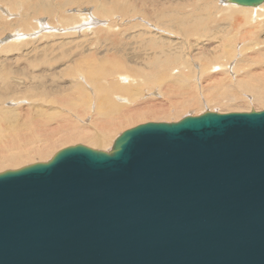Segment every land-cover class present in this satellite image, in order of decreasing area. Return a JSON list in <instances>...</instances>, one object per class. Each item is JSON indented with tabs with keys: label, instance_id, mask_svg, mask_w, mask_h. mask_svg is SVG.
<instances>
[{
	"label": "water",
	"instance_id": "95a60500",
	"mask_svg": "<svg viewBox=\"0 0 264 264\" xmlns=\"http://www.w3.org/2000/svg\"><path fill=\"white\" fill-rule=\"evenodd\" d=\"M0 264H264V110L144 123L109 152L0 172Z\"/></svg>",
	"mask_w": 264,
	"mask_h": 264
},
{
	"label": "bare ground",
	"instance_id": "6f19581e",
	"mask_svg": "<svg viewBox=\"0 0 264 264\" xmlns=\"http://www.w3.org/2000/svg\"><path fill=\"white\" fill-rule=\"evenodd\" d=\"M10 1L0 0V3L20 8L18 4H9ZM138 1H141L144 7L148 6V0H21L20 4L23 9L17 10L18 19L10 22L0 19V36L13 26L28 25L31 18L39 15L49 17V22H52L58 12L59 16L62 15L60 18L57 17L61 21H59L60 24L71 25L77 18L73 14L67 16L62 12L67 8L85 4L92 5L93 10L101 16L111 17L117 11H121L126 15L137 13L147 19L141 10L136 11L132 7ZM218 1L159 0L155 2L156 8L163 5L184 4L185 7L173 6L175 12L165 13L160 18L162 22L165 20L164 24L174 25L167 28L178 30L179 33L185 26H189L194 32L193 36L197 37L193 42L190 36L186 38L182 35L180 38L178 33L180 38L178 40L175 36L172 37L169 34L172 32H167L166 29H160L165 34H158L155 33L156 28L153 29L154 31H148L142 26L135 25L139 30L136 27L133 35L131 29H126L123 38L117 37L118 41H133L132 44L129 43L127 49L112 39H101L102 41L93 39L96 46L103 42L99 48L105 47L106 52L122 55L119 57L105 54L102 58L96 59L94 52L91 51V47L95 46L92 39L90 41L84 39L78 43L76 38H63L61 42L63 50L61 55L55 58L66 54L70 55L71 59L67 64L62 63L59 71H43L41 73L48 74L37 78V74L29 70L23 73V68L12 70L6 66H0V149L15 139L31 142L36 147L32 152H23L16 156L11 154L0 156V169L15 166L23 159L34 161L46 158L61 145L58 140L63 143L80 140L92 146L104 147L111 138L108 134L114 133L123 123L128 126L132 121L165 117L169 116L170 112L177 114L189 108L197 109L202 101L228 108L233 107L244 93L247 95V92L251 94L255 105L263 107L264 19L262 17L264 18V3L250 8L220 0V4L229 6L213 7ZM189 3L194 5L193 10L185 11ZM249 9H255L253 10L255 12L251 14ZM1 11L8 14L6 10ZM202 11L211 12L202 14ZM196 12L201 16H198ZM258 12L262 14L259 15ZM214 18L218 19L215 23ZM232 24L235 25L233 27H236V32L230 30L229 27ZM159 25L161 24L155 26ZM220 33L221 36H217ZM207 39H212V41L205 44L202 40ZM47 45L51 47L50 42ZM16 46V49H12V45L6 51L14 50L23 53L22 57L29 61L26 62L27 65L35 64L38 60H49L44 53L30 56V52L34 50L25 49L28 46L22 44ZM137 46L139 53L134 52ZM6 51L0 50V54ZM144 56H147L145 61H150L149 65L140 63L141 59L144 60ZM5 60L12 62V59L6 56ZM124 60L131 65H136L139 69L144 66L147 72L138 74V70L130 69L125 65ZM25 68L27 69L26 66ZM208 70L210 73L207 72ZM77 71L83 76L77 77ZM125 72L140 78L141 84L161 87L158 91L168 101L169 108L173 109L170 101L173 104L180 102V105L170 111L154 107L150 100L144 101L146 103L138 105L140 107L135 109H133L134 106L132 108L130 106L131 109H129L128 105L125 106L123 103L116 104L113 101L114 94H128L133 99V95L138 97L139 92L143 90L139 89L140 85L137 91L131 90L135 81L129 89H126L125 85L126 88L121 86L118 80L122 83L127 82ZM210 78L213 80H207ZM133 80L134 78L130 81ZM200 81H209V84L201 87ZM20 98H24L23 102L31 108L20 110V108L4 107L7 103L20 101ZM87 115L90 116L88 124L82 122ZM125 116L127 117L124 119ZM40 134L46 138L44 145L39 144Z\"/></svg>",
	"mask_w": 264,
	"mask_h": 264
},
{
	"label": "rangeland",
	"instance_id": "374dc122",
	"mask_svg": "<svg viewBox=\"0 0 264 264\" xmlns=\"http://www.w3.org/2000/svg\"><path fill=\"white\" fill-rule=\"evenodd\" d=\"M18 1H20V2L18 3ZM120 1H123V0H120ZM156 1H159V0H148V2H147L148 6L147 7L142 6L141 1H138L132 5V7H134L136 11L141 10L146 15L147 19H144L143 16H141L137 13H135V14H128L127 13V15H126L125 12H121V11H117V13H115L111 17L101 16L97 13V11L95 12V10H93L92 5H87V4H85L84 6H76V7L67 8L65 11L62 12L67 16H70L73 14L77 18V20H75V22H73V24L68 25V26H64V25L60 24L61 21L58 20V18H60L62 15L59 16V14H60L59 12L57 13L56 16L53 17L54 20L52 22H49V20H48L49 17H47V16L39 15L38 17L36 16L35 18H31L29 20L28 25L23 26V27L22 26H13L10 30H5L3 32V34L0 36V50L6 51L8 48H11L12 45H13L12 49H16L17 48L16 45L22 44V45L28 46L25 48L28 51H30V49L34 50V51H31L32 53L30 52V56H32V55L34 56L37 54L39 55V54L44 53V56H46L49 60L48 61L38 60L35 64H30V65L28 64L27 65L26 62H29V61H27L25 57H22L23 53L11 50V51H6V53H4V54H0V62L3 61V63H0V66H6L7 68H11L12 70H15L17 68H19V69L23 68L22 69L23 73H26L27 70H29L30 72L37 74V78L39 76L48 74V73H41L43 71H48V72L59 71V69L61 68L60 67L61 64L62 63L67 64V62L70 61V59H71V56L66 55V54H62V56L55 58V56L61 55V52L63 50V47L61 46V42H62L63 38H74V39L76 38L78 43H81L84 39L87 41H90L92 39V43L95 46L91 47V51L94 52V58H96V59L102 58V56L105 54H108V56H111V57H115V56L119 57L122 55H117V54L114 55L115 53L106 52L104 50L105 47L99 48V46H101L103 44V42L98 44L99 46H96V43H95V41H93V39H99V40H101V39H112L113 41L118 43L121 47L127 49V48H129V45L133 43V41H127V40L118 41L117 37L123 38L124 37L123 33L125 32L126 29H131L132 35H133V33L136 31L135 29L137 27L135 25L142 26V27L146 28L148 31H151V30L154 31L153 29L156 28L155 33H158V34H165L160 29H164V30L166 29L167 32H172L169 34L172 37L175 36L178 40L182 37V35H184V37L186 36V38L190 36V39L193 42V40H195L197 37L193 36L194 32L189 26H185L183 28V31L181 33H179L178 30H175L172 28H167V27H171L174 25L164 24L163 22H165V20H163V22H162V20L160 18L161 15H163L165 13L175 12L174 11L175 6L177 8L178 6H184V4L179 3L178 5L174 4L172 6L163 5V6L156 8V4H155ZM219 1H218V3L214 4L213 7L216 6V7L222 8L225 6H229V5L220 4ZM12 3L18 4L17 6L20 8L17 9V8H15V6L13 8V5L6 6L7 4L0 3V19H5L4 21H6V22H10V21L18 19L19 12L17 10L23 9L22 4H20L21 0H11L9 2V4H12ZM232 5H235V4H232ZM193 6L194 5L192 3H189L188 7L185 8L184 10L185 11H191V10H193ZM232 7H234V6H232ZM1 10H6V12H8V14L3 13ZM253 10H255V9H249V12L250 13L255 12ZM202 12H203L202 14H204V13L211 12V11H202ZM196 13L198 16H201L198 14V12H196ZM257 14L261 15L262 13L258 12ZM79 16L80 17L83 16V18H80ZM118 17H119V19H118ZM130 18H131V20H129ZM200 19L202 20V18H200ZM227 19L229 20V18H227ZM262 19H264V18L262 17ZM47 20H48V22H47ZM216 21H218V19L214 18V23ZM16 23H18V22H16ZM159 23L161 25L155 26V25H158ZM214 23H213V25H214ZM162 25H164V27H162ZM243 25H244V20H243ZM132 26H134L133 29H132ZM233 26H235V25L232 24L229 28L232 32H236L235 31L236 27H233ZM227 27H228V24H227ZM110 29H112L113 31H109ZM137 30H139L138 27H137ZM189 30H190V32H189ZM178 33L180 34V38L178 37V35H179ZM97 35H98V37H97ZM217 36H221V33L218 34ZM202 41L205 44H209L212 41V39H207V40H202ZM49 42L51 43V47H49L47 45V43H49ZM105 45L107 46V44H105ZM47 47H48V49H47ZM136 48L137 49L134 50V52L139 53L140 50L138 49V46ZM5 56H6V58H9V59L11 58L12 62L6 61ZM146 58H147V56H144V60L141 59L142 61L140 63H142V64L146 63L149 65L150 61L149 60L145 61ZM194 61H195V58H194ZM124 62H125V65L128 66L130 69H133L134 71L138 70V74H142V73L147 72V69H145L144 66L140 67V69H139V67H137L136 65H131L128 61L124 60ZM24 66H26L27 69L26 68L24 69ZM207 72H209V70ZM77 73H76L77 77H81V75L83 76V74L81 72L77 71ZM79 73H80V75H79ZM151 73H153V71H151ZM124 76L127 78V82L122 83V82H120V80H118V82L120 83L121 86H123L124 88H126L125 86H127L126 89H129L132 87V84L135 81V84H133V87L136 86L135 87L136 89L132 87L131 90L137 91L139 85H140L139 89L140 90L143 89V90L139 92L138 97H135L133 95V99H131L128 94H119V93L114 94L116 96L113 95V101L116 104L120 105L123 103L125 106L128 105L127 107L129 109H131L133 106H134L133 109H135V108H139L141 106V104L146 103L144 101L150 100V102H152L154 107L156 106L157 108L160 107L163 109H168L170 111H172L173 109H175L176 107H178L180 105V102H176L173 104L170 101V104L172 105L173 109L169 108L168 101L165 99V97L163 95L160 94L161 92L158 91L159 90L158 88H161V87H158V85H146L143 83L141 84L140 78H138L136 76H131V75H129L128 72H125ZM202 76H204V75H202ZM133 78H134V80L130 81ZM112 79H114V78H112ZM34 80H36L37 82L39 81L38 79H34ZM48 80H49V77H48ZM207 80H213V79L210 78ZM136 82H138V83H136ZM207 84H209V81H203V82L200 81L201 87L202 86L205 87ZM148 87H153V88H148ZM146 89H147V91H146ZM141 92H143L142 93L143 95L141 94ZM246 94L247 95H245V93H244L242 95V98L239 99L238 102L235 105H233V107L222 108L223 106L221 107L218 104H213V103H208V102L202 101V103L199 105V108H197V109L196 108H189L186 111L179 112L177 114L170 112L169 116L167 115L165 117L160 116L159 118H149V119L147 118V119H144L141 121H132V122H129L128 126H126L127 124L123 123L120 126V128H118V130L115 131L116 133L114 132V133L108 134V136H111V138H110L109 143H107V145L104 147L92 146V145H89L88 143L82 142L80 140H76V141L73 140V141H70L67 143H63L61 140H58L61 143V145L59 147L55 148V150L50 154V156H48L44 159H40V160L36 159L34 161H30L28 159H23V160H20V162L18 164H16L15 166H12V167L7 166V167L0 169V172L5 171V170H16V169H19L23 166L30 165L33 163L46 162L57 151L65 148V147L74 146L77 144L84 145V146L89 147V148L94 149V150L109 152L112 149V145H113L114 140L118 136H120L121 133H123L127 129H130L132 127H135L137 125L144 124V123H149V122H152V123H174V122L180 121L182 118H184L186 116H199L205 112L230 113V112H250V110H254V111H263L264 110V106L263 107L257 106V104L255 105L253 103L255 101L253 99H251V94H249L247 92H246ZM128 98H130L129 101H128ZM23 100H25V99L20 98V101H16V103L12 102L13 104L7 103L6 105H4V107L5 106H6V108L11 107L12 109L13 108H20V110L31 108V106L28 104H25L23 102ZM119 100H120V102H119ZM138 105H140V106H138ZM130 106H131V108H130ZM238 106H240V107H238ZM126 117L127 116H125L124 119ZM89 119H90V116L87 115L82 120V122L88 124ZM120 122H124V121H120ZM40 136L41 137L39 139V141H40L39 144L40 145L46 144V141H45L46 138L43 137L42 134H40ZM35 148H36L35 144H33L31 142L21 140V139H15V140L11 141L6 147H4L3 149H0V156L5 155V154H11V155L16 156V155H19L23 152H32L35 150Z\"/></svg>",
	"mask_w": 264,
	"mask_h": 264
}]
</instances>
